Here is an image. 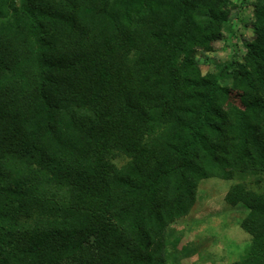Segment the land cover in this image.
<instances>
[{
  "label": "trees",
  "instance_id": "1",
  "mask_svg": "<svg viewBox=\"0 0 264 264\" xmlns=\"http://www.w3.org/2000/svg\"><path fill=\"white\" fill-rule=\"evenodd\" d=\"M233 7L0 0V264H186L168 231L200 183L264 178V117L236 147L198 143L197 124L230 96L226 79L264 90V0L245 63L208 75L196 63ZM230 149L234 169L219 174L212 154ZM226 200L244 207L251 235L230 264H264V190L237 182Z\"/></svg>",
  "mask_w": 264,
  "mask_h": 264
},
{
  "label": "rangeland",
  "instance_id": "2",
  "mask_svg": "<svg viewBox=\"0 0 264 264\" xmlns=\"http://www.w3.org/2000/svg\"><path fill=\"white\" fill-rule=\"evenodd\" d=\"M232 1L234 7L224 37L212 41L210 50L197 49L195 60L204 75L216 72L217 64L232 58L245 63L247 49L257 39L253 25L257 0ZM225 85L231 90L229 98L222 103L221 115L197 124L201 148L224 139H229L232 147H236L242 143L239 138L242 130V139L245 140L253 125L263 120L264 90L261 87L252 90L233 84L230 79L225 80ZM234 161L232 149L223 154L213 153L211 167L221 174L234 169ZM237 182L257 192L264 190V178L259 182L254 175L242 179L220 176L204 179L191 211L170 225L168 234L173 250L189 248L185 257L188 254L191 257L185 258L186 264H230L245 257L251 235L240 226V221L246 211L244 207L231 205L226 200L228 191Z\"/></svg>",
  "mask_w": 264,
  "mask_h": 264
}]
</instances>
